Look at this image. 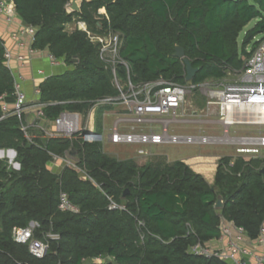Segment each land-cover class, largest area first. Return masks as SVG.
Returning a JSON list of instances; mask_svg holds the SVG:
<instances>
[{
    "label": "trees",
    "instance_id": "trees-1",
    "mask_svg": "<svg viewBox=\"0 0 264 264\" xmlns=\"http://www.w3.org/2000/svg\"><path fill=\"white\" fill-rule=\"evenodd\" d=\"M69 2L15 0L21 21L36 28L32 47L72 65L38 84V101L46 104L42 111L49 120L63 110L85 117L95 99L117 93L98 44L81 30H67L73 21L85 22L95 34L119 33L120 54L135 83L158 78L186 83L184 65L172 55L175 45L199 67L191 83L235 75L264 37V0H86L80 13L68 12ZM101 8L107 19L98 14ZM4 54L0 40V98L11 102L14 77ZM0 149L15 150L20 165L14 169L0 159V264H211L189 247L218 237L221 216L252 239L264 228L260 157H221L209 184L184 162L163 155L138 165L104 153L100 142L46 137L39 130L30 142L17 116L4 114L1 103ZM69 152L86 178L68 166L59 173L48 168L54 156ZM61 190L77 212L59 210ZM111 201L125 209L110 208ZM30 223L34 238L48 243L40 259L13 237L15 228Z\"/></svg>",
    "mask_w": 264,
    "mask_h": 264
},
{
    "label": "built area",
    "instance_id": "built-area-1",
    "mask_svg": "<svg viewBox=\"0 0 264 264\" xmlns=\"http://www.w3.org/2000/svg\"><path fill=\"white\" fill-rule=\"evenodd\" d=\"M67 11L69 12V9ZM98 14L108 18L104 8L99 9ZM0 20L7 26L16 25V30L10 35L16 44L21 46L27 44L26 54L18 55L17 62L21 64L29 61L33 55L41 51L32 47L36 28L21 21L16 13L15 0H0ZM75 23L76 29L85 32L92 43L98 44L99 60L109 69L111 82L117 93L95 99L89 110L91 117L89 113L88 116L83 117L78 111L63 110L57 117L49 120L44 117L42 111L45 103H40L38 99H27L22 84L23 76L14 69L11 50L0 36L5 48V64L14 77L15 95L11 105L4 102L3 97L0 98V103L4 114L17 116L20 129L28 141L32 142L34 131L39 130L46 137L81 138L87 142H108L119 145L142 146L165 143L226 145L234 142L241 145L236 149L238 154L253 155L264 148L263 134L247 135L237 140L228 136V130L233 126L264 125V37L251 50L250 55L245 59V67L234 75L235 79L220 81L207 90V113H215L218 122L224 128V136L181 135L170 133V127L195 120L184 117L186 114L183 105L187 94L199 84L191 82L181 84L163 78L135 83L130 76L129 64L120 54L121 35L112 31L95 34L88 30L85 22L75 21ZM47 57L51 64L65 63L49 52ZM120 69L124 70V77H121ZM34 93H39L38 86L34 88ZM100 107L112 108L118 115L107 134L97 131L92 124V118ZM106 109L102 112L103 117L109 115ZM197 114L198 112L193 110L189 115L195 117ZM5 152L9 156L5 159L8 166L18 169L20 165L15 160L16 151L0 149V159H3ZM139 153L144 151L140 150ZM57 159L62 160L64 166L83 172V169L72 160L74 158L70 156V152L63 157L54 156L52 161ZM58 208L61 211H78L63 190L59 192ZM110 208L125 209L124 206L113 201ZM34 226V223H30L27 227L15 228L13 237L16 242L27 244L30 254L40 259L45 256L48 243L34 238ZM189 252L194 256L205 258L208 262H212L211 264H264V228H261L259 235L252 239L243 228L221 216L218 237L191 245Z\"/></svg>",
    "mask_w": 264,
    "mask_h": 264
},
{
    "label": "rangeland",
    "instance_id": "rangeland-1",
    "mask_svg": "<svg viewBox=\"0 0 264 264\" xmlns=\"http://www.w3.org/2000/svg\"><path fill=\"white\" fill-rule=\"evenodd\" d=\"M67 9H69V3L67 4ZM76 24V23H74ZM253 22L249 23L247 27L252 26ZM71 29L74 28L72 26H69ZM242 34L239 37V40L241 39ZM260 35H257L259 37ZM251 46V44H249ZM235 79V76L232 74H228L225 78L220 80L215 79H207L200 83L196 89H194L192 92H189L185 98V102L183 105V109L185 110L186 116L185 118H193L194 121L191 122H183L180 124H174L170 127L174 128L176 131L182 133V134H193V135H207V136H215V137H223L224 136V128L221 126V124L217 120V116L215 113L208 114L206 110V102H207V90L209 88H212L220 81H232ZM120 108V107H119ZM118 108V109H119ZM193 110H196L198 112L197 116L192 117L189 115ZM113 115L117 114V112L114 111L112 113ZM101 115V116H100ZM100 117L95 116V123L96 125H100L102 122V112L100 113ZM118 117V115H116ZM101 119V120H100ZM115 121V118H112L111 115L109 117L105 118L104 124L105 126H111V124ZM109 123V125H108ZM260 131V132H259ZM228 136L231 139L237 140L239 137L247 136L245 134H263L264 135V126L262 127H251L246 125H237L229 128L228 130ZM181 134V135H182ZM256 134V135H257ZM227 136V137H228ZM107 143V144H106ZM103 147V152L116 158V159H134L138 165L144 164L146 161L150 160L152 157L157 155H163L166 157V160L169 161V159H180L185 158L187 156L196 154H204L206 152H218V153H230L233 154V157L241 156L244 159H250V158H262L263 156H259L262 151L264 153V148L260 149V151L256 154H238L236 152L237 147H241L238 143H229L226 145L223 144H216V145H187V144H156V145H130V144H108V142L101 143ZM140 150H143L144 153H139ZM166 154V155H165ZM71 157L74 158V155H71ZM3 160L8 159L9 156L5 152L4 156L2 157ZM73 161L76 160L72 159ZM55 162L51 161L48 163V165L51 166V168H55L54 165ZM61 171V168H58ZM83 172H80V175L82 177H87V174L84 170ZM55 172V171H53ZM58 172V173H59ZM57 173V172H56ZM120 206H124V203L119 204ZM30 225V224H29ZM34 229V227H33Z\"/></svg>",
    "mask_w": 264,
    "mask_h": 264
},
{
    "label": "crops",
    "instance_id": "crops-1",
    "mask_svg": "<svg viewBox=\"0 0 264 264\" xmlns=\"http://www.w3.org/2000/svg\"><path fill=\"white\" fill-rule=\"evenodd\" d=\"M74 23H75V21L71 22L70 24H68L66 26L68 31H72V30L76 29V24H74ZM69 26H72L74 28L71 29ZM15 30H16V25L7 26L6 24H4L0 20V36L4 39L5 44L11 50V53L13 55L12 65H13L14 69L17 71L18 74H21L23 76L22 84H23V88H24L26 97L28 100L38 99L39 93L35 94L34 88L36 86H38V84L42 80H44L45 77L53 75V74L62 73L66 70H69L72 68V65H67L66 63L51 64V62L49 61V59L47 57L48 51L45 49L37 52L35 55H33L30 58L29 61H25L24 63L20 64L19 62L16 61V57L18 55H25L26 54V45L27 44L21 46V45L16 44L15 41L11 39V37H10L11 32L15 31ZM241 38H242V36H241ZM259 38H261V36L255 37V40H258ZM25 42H26V40H25ZM249 49H250V45H248L246 47V50H249ZM72 63H74V62H72ZM2 100L4 102H6L8 105H11L13 102V101L9 102V101L5 100V98H3ZM106 110L109 113V115H111L112 118H115V120H116L117 114H115V115L112 114V113H114V109L107 108ZM97 112L98 111H96V113L94 114V116L92 118V124L97 131H99V132L103 131L104 134H107L108 130L110 128V125L108 123L109 126H105L104 120H105V118L109 117V115L106 117L102 116V118H101L102 122L100 123L99 126H97L94 118H95V116L96 117L101 116L100 114H97ZM88 113H89V111H88ZM88 115H89V117H91L90 113ZM97 115H100V116H97ZM90 123H91V121H90ZM242 125L251 126V127H253V126H255V127L264 126V125H254V124H242ZM169 132L172 134H182V133L176 131L174 128H171L169 130ZM256 134H245V135H256ZM108 144H110V143H108ZM262 154H264L263 151L259 156L262 157L263 156ZM223 156H232L233 157V154H230V153H225V154L222 153L221 154L218 152H206L204 154H199V155L193 154V155L187 156L185 158H180V159H169V161L172 162L175 160H179V161L184 162L194 172L200 174L209 184H213L218 160ZM54 162L56 164V165L53 164L55 167L54 169L51 168L50 165H47V166L51 171H55L58 173L59 172V171H57V170H59L58 168L62 169L64 167V163L60 159H57Z\"/></svg>",
    "mask_w": 264,
    "mask_h": 264
},
{
    "label": "water",
    "instance_id": "water-1",
    "mask_svg": "<svg viewBox=\"0 0 264 264\" xmlns=\"http://www.w3.org/2000/svg\"><path fill=\"white\" fill-rule=\"evenodd\" d=\"M86 1V0H70L69 2V12H76V13H80L81 12V5L82 3ZM174 57L179 58L185 68V81L186 82H191L192 78L194 77V75L196 74V72L199 70V67H195L192 65L191 61L185 57L184 55V50L180 45H175L174 47V52L172 54ZM72 62H76L77 59L76 58H72L71 59ZM71 155H73V153H70ZM261 173H263L264 175V166L261 168ZM221 197L218 196L217 197V201L215 203V207H220L221 206Z\"/></svg>",
    "mask_w": 264,
    "mask_h": 264
}]
</instances>
